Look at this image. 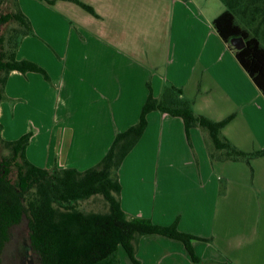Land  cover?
Masks as SVG:
<instances>
[{
	"label": "crops",
	"instance_id": "1",
	"mask_svg": "<svg viewBox=\"0 0 264 264\" xmlns=\"http://www.w3.org/2000/svg\"><path fill=\"white\" fill-rule=\"evenodd\" d=\"M80 1L93 13L72 0L18 2L32 32L20 38L16 56L36 62L49 78L9 72L0 134L15 139L31 131L32 163L79 170L96 164L115 134L137 122L150 88L159 97L168 83L195 114H232L221 133L234 147L264 149V95L212 24L226 8L221 1ZM189 133L190 141L181 117L151 110L117 174L124 211L160 225L176 222L203 238L192 240L198 259L181 240L158 233L139 237L137 258L264 264V155L225 159L206 130L194 124ZM116 253L119 264H133L122 246Z\"/></svg>",
	"mask_w": 264,
	"mask_h": 264
},
{
	"label": "trees",
	"instance_id": "2",
	"mask_svg": "<svg viewBox=\"0 0 264 264\" xmlns=\"http://www.w3.org/2000/svg\"><path fill=\"white\" fill-rule=\"evenodd\" d=\"M42 1L53 4L55 0ZM72 1L93 13L86 3ZM222 1L227 8L213 18L212 24L264 95V43L258 34L260 25L264 24V0ZM15 6L14 11L0 15V22L13 19L20 26L14 29V34L9 33L6 44L3 39L0 46V102L11 70L36 71L49 78L42 66L16 56L20 38L32 32V27L17 0ZM258 15V23L251 28ZM239 36L244 45L237 48L231 39ZM181 94L182 90L172 83L165 86L159 97L153 95L150 88L137 122L118 131L101 159L83 170L32 163L26 156L31 131L15 139H5L0 134V264L12 227L23 219L28 227L27 252H34L40 264H119L118 246L124 248L133 264H141L136 256V244L139 237L147 233L181 240L197 261L192 240L203 238L180 231L176 222L160 225L149 217L130 215L121 207L117 171L145 130L147 114L160 110L181 117L188 141L190 127L197 124L206 130L214 148L220 150L225 159L249 162L252 157L264 155V149L249 152L237 149L221 133L232 114L220 120L195 114L191 103ZM214 156L211 152V157ZM95 194L105 199L106 211H84L77 206L80 200Z\"/></svg>",
	"mask_w": 264,
	"mask_h": 264
},
{
	"label": "rangeland",
	"instance_id": "3",
	"mask_svg": "<svg viewBox=\"0 0 264 264\" xmlns=\"http://www.w3.org/2000/svg\"><path fill=\"white\" fill-rule=\"evenodd\" d=\"M17 1L19 2V0ZM219 1L223 3L222 0ZM223 5L225 4L223 3ZM225 7L227 8L226 5ZM15 9V0H0V15L8 13L9 11H14ZM259 19L260 15H258L256 20L252 22L251 28L258 23ZM18 27H20L18 22L13 19L0 22V46L1 43H3V39L6 44V38L9 33L14 34V29ZM258 34L264 43V24L260 25ZM16 104L13 106V108L16 106ZM16 126H18V124H16ZM17 129L18 128H16V130ZM12 175H15V171L12 172ZM77 206L84 211L104 212L107 210L106 201L101 194H95L89 198L80 200ZM10 235V239L5 244L2 252V264H40L39 258L36 254H34V252H27L28 227L26 224V219H23L19 224L13 226Z\"/></svg>",
	"mask_w": 264,
	"mask_h": 264
},
{
	"label": "water",
	"instance_id": "4",
	"mask_svg": "<svg viewBox=\"0 0 264 264\" xmlns=\"http://www.w3.org/2000/svg\"><path fill=\"white\" fill-rule=\"evenodd\" d=\"M231 42H232V44L235 46V47H237V48H240V47H242L243 45H244V40H243V38L242 37H234V38H232L231 39Z\"/></svg>",
	"mask_w": 264,
	"mask_h": 264
}]
</instances>
